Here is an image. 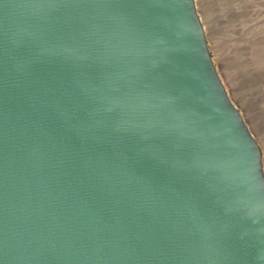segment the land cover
<instances>
[{
    "label": "water",
    "instance_id": "1",
    "mask_svg": "<svg viewBox=\"0 0 264 264\" xmlns=\"http://www.w3.org/2000/svg\"><path fill=\"white\" fill-rule=\"evenodd\" d=\"M0 264H264L195 0H0Z\"/></svg>",
    "mask_w": 264,
    "mask_h": 264
},
{
    "label": "rangeland",
    "instance_id": "2",
    "mask_svg": "<svg viewBox=\"0 0 264 264\" xmlns=\"http://www.w3.org/2000/svg\"><path fill=\"white\" fill-rule=\"evenodd\" d=\"M217 72L264 169V0H195Z\"/></svg>",
    "mask_w": 264,
    "mask_h": 264
}]
</instances>
